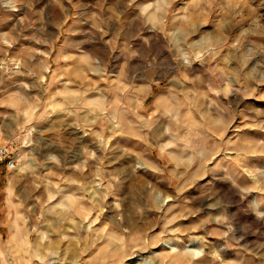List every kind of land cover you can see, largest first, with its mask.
Segmentation results:
<instances>
[{
    "label": "rangeland",
    "instance_id": "1",
    "mask_svg": "<svg viewBox=\"0 0 264 264\" xmlns=\"http://www.w3.org/2000/svg\"><path fill=\"white\" fill-rule=\"evenodd\" d=\"M0 264H264V0H0Z\"/></svg>",
    "mask_w": 264,
    "mask_h": 264
},
{
    "label": "built area",
    "instance_id": "2",
    "mask_svg": "<svg viewBox=\"0 0 264 264\" xmlns=\"http://www.w3.org/2000/svg\"><path fill=\"white\" fill-rule=\"evenodd\" d=\"M5 161L9 167L14 164L12 145L9 142L0 145V162Z\"/></svg>",
    "mask_w": 264,
    "mask_h": 264
}]
</instances>
